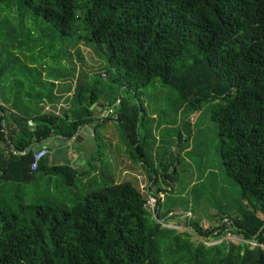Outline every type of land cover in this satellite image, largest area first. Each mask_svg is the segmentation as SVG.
<instances>
[{"label": "trees", "instance_id": "trees-1", "mask_svg": "<svg viewBox=\"0 0 264 264\" xmlns=\"http://www.w3.org/2000/svg\"><path fill=\"white\" fill-rule=\"evenodd\" d=\"M20 5L63 36L86 34L107 47L112 89L133 91L138 99L130 105L120 96L117 115L138 157H144L140 88L158 78L195 110L216 102L212 119L219 128L222 166L238 182L243 204L233 217L223 215V224L195 231L221 236L227 219L244 241L255 238L264 245V0H20ZM4 71L0 68V76ZM86 88L78 85L77 107L62 117L45 109L32 113L0 97L2 180L32 182L35 142L52 136L72 141L94 122L91 107L107 94L92 89L86 96ZM54 169L68 187L77 185L76 169ZM147 199L126 181L91 191L70 209L21 199L15 210L0 204V264H264L261 246L222 241L207 247L157 223Z\"/></svg>", "mask_w": 264, "mask_h": 264}, {"label": "rangeland", "instance_id": "rangeland-1", "mask_svg": "<svg viewBox=\"0 0 264 264\" xmlns=\"http://www.w3.org/2000/svg\"><path fill=\"white\" fill-rule=\"evenodd\" d=\"M0 45V68H5L0 97L16 101L20 109L47 111L62 101L64 109L77 107L79 84L87 87L86 96L92 89L107 94L116 87L107 78L113 69L104 44L92 43L86 34L63 36L43 16L22 7L20 0H0ZM119 93L128 104L138 103L133 91L122 88ZM138 96L144 107L139 129L144 159L130 149L121 122L114 118L120 106H113L98 122L95 136L84 143L92 164L75 187L65 186L61 177L43 170L24 185L0 178V204L15 210L21 199L28 205L70 209L91 191L129 181L141 185L146 198L162 190L157 195L160 222L188 233L193 242L207 247L222 241L248 243L230 230L229 220L221 236L217 231L208 236L195 231L223 224L222 216L233 217L243 204L238 182L222 166L219 128L212 119L216 102H203L195 110L158 78L140 88ZM155 179V192L148 191L146 185Z\"/></svg>", "mask_w": 264, "mask_h": 264}, {"label": "crops", "instance_id": "crops-1", "mask_svg": "<svg viewBox=\"0 0 264 264\" xmlns=\"http://www.w3.org/2000/svg\"><path fill=\"white\" fill-rule=\"evenodd\" d=\"M113 92H108L105 98L100 99L96 104H94L91 109L93 110V118L94 122L100 121V119L103 116L104 111L110 110L113 106H117L120 103V93H117L116 90L112 89ZM70 94V93H69ZM116 98L118 100H116ZM110 101H115L114 103H110ZM56 108L47 110L50 113H55L56 116L62 117L65 112H69L71 110L75 109V105H68L66 109H64V102L57 103V105H54ZM99 113V115H98ZM33 123L30 124L32 126ZM97 124L94 127V130H91L89 128V125L81 127L80 132L78 133L77 137H75L72 141H66L64 138L60 136H52L48 140L43 141L41 143L35 142L33 144V150L36 152L44 147H49L52 149V153L46 157H44L39 165L41 167L39 170H33L35 172V179L36 175L41 171H51L53 174H55V167L57 166H70L71 168L76 169L79 172V180L82 177L87 176V169L88 163L92 164L90 160V153L86 151L84 143L91 137L95 136V131L97 129ZM146 162V161H145ZM129 169V168H128ZM37 173V174H36ZM57 175V174H55ZM58 176V175H57ZM61 177V176H59ZM62 181L65 186H67L62 178ZM142 184V183H141ZM154 181H150L149 185H146V188H148V191H152V186H154ZM140 185V184H139ZM140 189L141 185L139 186ZM146 191V190H145ZM144 192V191H143ZM158 194L156 195H162V190H158ZM191 214V212H190ZM171 216L169 215V218ZM168 218V217H167ZM173 225V224H172ZM169 227V226H166ZM264 248V246L262 247Z\"/></svg>", "mask_w": 264, "mask_h": 264}, {"label": "built area", "instance_id": "built-area-1", "mask_svg": "<svg viewBox=\"0 0 264 264\" xmlns=\"http://www.w3.org/2000/svg\"><path fill=\"white\" fill-rule=\"evenodd\" d=\"M109 112H110V110L104 111L102 118H105L108 115ZM114 118H115V120L118 121V116L117 115H115ZM32 126H33V124H32ZM51 153H52V149L49 148V147H44V148L36 151L34 153V155H33V160L34 161H33V164H32V170H38L39 169V163L41 162V160L44 157L50 155ZM147 201H148V204L146 206V209L152 215V217L154 219H156L157 223H163L164 226L172 225V224L167 223L165 221L160 222L159 217H158V209H159L160 201H159V198L157 197V195H150L148 197ZM225 221H227V219ZM260 234H262V238L264 239V230ZM247 244L251 245L252 248H255L257 246H261V247L264 246V245H260L259 241L256 240L255 238L252 241H249Z\"/></svg>", "mask_w": 264, "mask_h": 264}, {"label": "water", "instance_id": "water-1", "mask_svg": "<svg viewBox=\"0 0 264 264\" xmlns=\"http://www.w3.org/2000/svg\"><path fill=\"white\" fill-rule=\"evenodd\" d=\"M98 115H99V113H98ZM96 124H97V122H93L92 124L89 125V128H90L91 130H94V127L96 126ZM80 130H81V129H80Z\"/></svg>", "mask_w": 264, "mask_h": 264}]
</instances>
